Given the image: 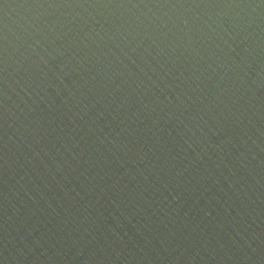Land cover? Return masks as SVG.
<instances>
[{
	"label": "water",
	"instance_id": "95a60500",
	"mask_svg": "<svg viewBox=\"0 0 264 264\" xmlns=\"http://www.w3.org/2000/svg\"><path fill=\"white\" fill-rule=\"evenodd\" d=\"M0 264H264V0H0Z\"/></svg>",
	"mask_w": 264,
	"mask_h": 264
}]
</instances>
